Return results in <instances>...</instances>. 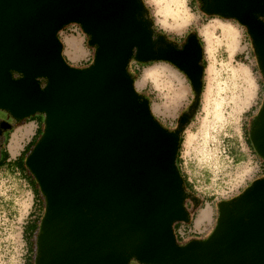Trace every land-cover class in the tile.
I'll return each mask as SVG.
<instances>
[{
    "label": "water",
    "instance_id": "water-1",
    "mask_svg": "<svg viewBox=\"0 0 264 264\" xmlns=\"http://www.w3.org/2000/svg\"><path fill=\"white\" fill-rule=\"evenodd\" d=\"M205 12L248 29L264 80V23L256 18L264 0H207ZM145 13L143 0H0V112L16 124L44 116L24 162L44 200L34 264H264V177L217 204L206 238L176 241L173 225L190 218L177 165L182 130L154 117L128 66L134 57L171 62L197 105L202 48L195 36L181 52L163 35L153 43ZM71 24L95 48L86 68L63 58L58 33ZM13 69L24 78L13 80ZM0 123L2 139L13 123ZM248 138L264 162V100Z\"/></svg>",
    "mask_w": 264,
    "mask_h": 264
},
{
    "label": "rangeland",
    "instance_id": "rangeland-1",
    "mask_svg": "<svg viewBox=\"0 0 264 264\" xmlns=\"http://www.w3.org/2000/svg\"><path fill=\"white\" fill-rule=\"evenodd\" d=\"M143 2L148 18H162L163 30L157 31L177 39L194 31L202 44L203 89L197 105L192 103L194 92L188 79L175 68L162 62L137 63L134 58L129 65L132 71H139L135 89L149 101L152 114L163 126L174 128L180 115L191 111L189 121L181 126L177 159L181 177L188 182V190L197 202L185 201L190 218L188 223L178 225L177 233L189 232L185 241L206 238L216 222L217 204L235 198L254 180L264 177V163L251 151L247 140L264 100V80L246 27L206 14L195 0L187 4L184 0ZM165 8L175 9L180 16L178 22ZM221 25L231 26L236 32L237 41L231 48L227 47ZM207 28L211 42L203 35ZM71 37L80 44L68 42ZM58 38L70 67L91 65L95 48L88 46V37L77 25L66 26ZM87 58L90 59L85 61ZM32 118H39L43 125L42 114ZM3 119L10 121L0 112ZM27 122H13L12 129L3 132L12 157L17 151L21 153L31 139V134H25L31 131L26 128ZM3 128L0 123V130ZM37 199L25 175H19L11 166L0 168V264H25L29 253L23 229L32 217L42 213L43 205L37 206Z\"/></svg>",
    "mask_w": 264,
    "mask_h": 264
},
{
    "label": "trees",
    "instance_id": "trees-1",
    "mask_svg": "<svg viewBox=\"0 0 264 264\" xmlns=\"http://www.w3.org/2000/svg\"><path fill=\"white\" fill-rule=\"evenodd\" d=\"M159 32H161V31H159ZM161 33H163V32H161ZM163 35H168V34L163 33ZM168 36L173 37L171 35H168ZM65 61H66V59H65ZM135 62L143 63V62H138V61H135ZM66 63L68 64L67 61H66ZM128 72L131 75H132V73L135 74V76L132 75L134 80H136L137 77L139 76V71L138 70L132 71L130 65L128 66ZM30 120H32V117L29 118V119H26L25 121H30ZM167 129H169V128H167ZM249 130H250V128H249ZM42 131H43V125L41 126V122H40L39 128L36 130V133L34 134V136L24 146V149L21 152V154L13 161L8 160L9 159V153L6 150V145H7V142H8V137L7 136L3 139L2 143H1V148H0V168L11 166V167H13L15 169V171L18 172L19 175H21V174L25 175L26 179H28L29 185L31 186V188L33 190L34 198H38L37 201H36V205L37 206H38V204H42L43 205L42 213L39 214L36 217H32L33 219L30 222H28L26 224V226L24 227V229H23L24 237H25V240L27 242V253H29L28 256H27V259L25 260V264H34V256H35V249H36L35 240H36V236H37L38 231H39L40 220H41V218H42V216L44 214V200H43V198H42V196L40 194V191L38 189L36 181L34 180L32 175L29 173V171L26 169L24 162H25L26 156L28 155V153L31 151V149L34 147V145L38 141L39 137L41 136V134H42L41 132ZM248 133H249V131H248ZM247 140H248L249 146L251 147V151L255 152L254 149L251 146V143H250V140H249L248 137H247ZM181 141H182V139H180V144H181ZM262 163H264V162L262 161ZM177 165H178V159H177ZM188 186H189L188 182L183 179L182 187H183V191L186 192V193L189 192V190H188L189 187ZM179 224L180 223L178 222V223H175L173 225V231H174L177 243L179 245H181V244L186 243L187 241H181L180 238L177 235V230H178L177 227H178ZM31 257H32V259H30Z\"/></svg>",
    "mask_w": 264,
    "mask_h": 264
},
{
    "label": "flooded vegetation",
    "instance_id": "flooded-vegetation-1",
    "mask_svg": "<svg viewBox=\"0 0 264 264\" xmlns=\"http://www.w3.org/2000/svg\"><path fill=\"white\" fill-rule=\"evenodd\" d=\"M196 2H197V4L199 5V8L202 10V11H204L205 12V7H206V5H207V0H195ZM206 13V12H205ZM207 14V13H206ZM208 15H210V16H215V17H218V18H225V17H222V16H217V15H212V14H208ZM227 19H230V18H227ZM230 20H232V19H230ZM232 21H235V20H232ZM159 35H163V33H161V32H159V31H156V34H155V38H153V43H156V41L158 40V37H159ZM164 36V39H163V42H164V44H167V45H170V46H172L176 51H179V52H181V51H183L184 50V48L189 44V39L192 37V36H195L196 37V39H197V43L199 44V46L202 48V44H201V41H200V38L198 37V35L196 34V32H194V31H191V32H188L184 37H181L180 39H177L176 37H170V36H168V35H163ZM134 60L135 61H137L136 59H135V57H134ZM139 62V61H138ZM155 62H162V63H164V64H167V65H169V66H171V67H173V68H175L177 71H180L181 73H183L176 65H174V64H172L171 62H168V61H152V63H155ZM143 63H145V62H143ZM199 65H201L202 67H203V48H202V57H201V59L199 60ZM184 74V73H183ZM185 75V74H184ZM185 77L187 78V76L185 75ZM188 79V78H187ZM188 81H189V84H190V86H191V83H190V80L188 79ZM191 88H192V86H191ZM193 90V89H192ZM194 92V91H193ZM196 100H197V96H196V94H195V92H194V96H193V104H195L196 103ZM193 107V106H192ZM192 107H190L191 109H192ZM191 112V111H190ZM190 112H187V113H182L181 115H180V117H179V119H178V122H177V124L175 125V127L174 128H172L173 130L174 129H176V128H180L181 129V126H184L183 124H181V119L183 118V117H185V118H187V120H186V122H188L189 121V118H190V115H189V113ZM10 119V118H9ZM3 120H5V121H7V122H9V123H13V121L10 119V121H8V120H6V119H3ZM171 129V130H172ZM170 130V129H169ZM4 132H6V131H4ZM188 194H189V198L186 200V203L187 202H190V201H192L193 203H196L197 202V200H196V198H195V196L194 195H192V193L191 192H188ZM188 205V204H187Z\"/></svg>",
    "mask_w": 264,
    "mask_h": 264
},
{
    "label": "clouds",
    "instance_id": "clouds-1",
    "mask_svg": "<svg viewBox=\"0 0 264 264\" xmlns=\"http://www.w3.org/2000/svg\"><path fill=\"white\" fill-rule=\"evenodd\" d=\"M184 2H185V4H187L188 3V0H184ZM140 18L143 20L144 19V15L141 14V17ZM256 18H257V20L259 22L264 23V15L257 14V17ZM149 23H152V31H153L154 38H155L156 29L157 28H161L162 18L156 19L155 16L153 15V17L149 20ZM169 23H171V21H169ZM235 23L237 25H239V21H236ZM240 27H245V26L240 25ZM161 30H163V29L161 28ZM11 76H12V79L13 80H20V79H23L24 78L23 73L17 72L14 69L11 70ZM36 79L37 80H46V78H44V77H37ZM44 87H45V85H41V90H43ZM129 264H140V261L133 257V258L130 259Z\"/></svg>",
    "mask_w": 264,
    "mask_h": 264
},
{
    "label": "bare ground",
    "instance_id": "bare-ground-1",
    "mask_svg": "<svg viewBox=\"0 0 264 264\" xmlns=\"http://www.w3.org/2000/svg\"><path fill=\"white\" fill-rule=\"evenodd\" d=\"M165 12L169 15L174 16L176 21L178 18H180L179 14H177L175 9L173 8H165ZM221 28H222L221 30H222L223 37L224 39H226V42H227L226 43L227 47L231 48L232 46L236 44V41H237L236 32L234 28H232L231 26L221 25ZM203 35L205 36L207 41L211 42L210 41L211 37L209 35L208 28L204 30ZM243 72L248 75L247 71L243 70Z\"/></svg>",
    "mask_w": 264,
    "mask_h": 264
},
{
    "label": "crops",
    "instance_id": "crops-1",
    "mask_svg": "<svg viewBox=\"0 0 264 264\" xmlns=\"http://www.w3.org/2000/svg\"><path fill=\"white\" fill-rule=\"evenodd\" d=\"M158 1V0H157ZM159 1H162V0H159ZM77 41L76 39H74V38H70V39H68L67 38V41L68 42H71V41ZM78 42V41H77ZM79 44H80V42H78ZM86 56V55H85ZM90 58H87V59H84L85 61H88ZM26 128H30V133H25V134H31V137L30 138H32L33 136H34V134L36 133V130L39 128V125H40V121H39V118H36V119H33L32 118V120H30L29 122H27L26 124ZM28 126V127H27ZM3 139H4V136L2 137V140H1V142H0V144L2 143V141H3ZM31 140V139H30ZM29 140V141H30ZM28 141V142H29ZM0 148H1V146H0ZM24 149V148H23ZM23 149H22V151H23ZM7 150V149H6ZM8 151V150H7ZM21 151V152H22ZM8 153H9V151H8ZM21 153H18V151H17V153L12 157L11 155H10V153H9V159L8 160H15L19 155H20ZM263 176V175H262ZM210 209V208H209ZM209 215H210V211H209ZM209 217V216H208ZM207 219V218H206ZM205 219V220H206ZM202 223V222H201ZM200 223V224H201ZM203 239V238H202Z\"/></svg>",
    "mask_w": 264,
    "mask_h": 264
},
{
    "label": "built area",
    "instance_id": "built-area-1",
    "mask_svg": "<svg viewBox=\"0 0 264 264\" xmlns=\"http://www.w3.org/2000/svg\"><path fill=\"white\" fill-rule=\"evenodd\" d=\"M177 235H178V237L180 238L181 241H185L186 238L188 239V237H186V238H184V237H185V235H189V232L187 234V231L184 230L183 233H177Z\"/></svg>",
    "mask_w": 264,
    "mask_h": 264
}]
</instances>
